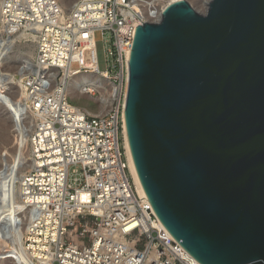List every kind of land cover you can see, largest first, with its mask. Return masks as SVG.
Segmentation results:
<instances>
[{
    "label": "water",
    "instance_id": "obj_1",
    "mask_svg": "<svg viewBox=\"0 0 264 264\" xmlns=\"http://www.w3.org/2000/svg\"><path fill=\"white\" fill-rule=\"evenodd\" d=\"M123 112L172 237L200 264H264V0H180L138 25Z\"/></svg>",
    "mask_w": 264,
    "mask_h": 264
},
{
    "label": "built area",
    "instance_id": "obj_2",
    "mask_svg": "<svg viewBox=\"0 0 264 264\" xmlns=\"http://www.w3.org/2000/svg\"><path fill=\"white\" fill-rule=\"evenodd\" d=\"M147 1L76 0L63 15L55 0H4L7 35L19 29L38 34L37 63L26 81L35 164L21 181L23 202L38 211L25 237L38 264H200L160 225L147 197L135 189L123 143L124 100L91 114L75 108L63 90L53 89L60 75L52 79L49 74L63 67L85 70L81 57L93 51L78 50L100 30L102 38L95 43L111 39L105 49L108 68L101 72L126 86V55L136 27L157 15L145 18L133 11L134 2Z\"/></svg>",
    "mask_w": 264,
    "mask_h": 264
},
{
    "label": "bare ground",
    "instance_id": "obj_3",
    "mask_svg": "<svg viewBox=\"0 0 264 264\" xmlns=\"http://www.w3.org/2000/svg\"><path fill=\"white\" fill-rule=\"evenodd\" d=\"M55 1L57 3H59L58 0H55ZM176 1H180V0H157L158 3H156V4L154 3V5L147 6V8L138 2H134L133 11L134 12L139 11L143 15V17H145V18H147L149 16L153 17L152 15H154L156 12L157 15H155V18L153 19L156 21L160 18V14L162 13V11L169 4L176 2ZM208 1L209 0H204V3L206 4ZM62 3H66V1L63 0ZM59 7L61 8L60 5H59ZM4 8L5 7L0 8V17H2L3 13L7 12V9H4ZM70 8H71V6H70ZM61 10H62V8H61ZM62 12H63V15H65L66 12H64L63 10H62ZM131 14H133V12ZM131 21L133 22V24H135V25L137 24L135 22V20H131ZM92 34H93V36L90 38L89 42H88V40H85L83 45L78 50L79 53H80V51H81V53H83L84 49L86 47H89L93 51V55H94L93 60H91L89 62H85L83 60V58L81 57V60H82L81 65H82V67L85 68V70L74 71L73 69H70L68 67H63L60 70H53L49 74H50V77L52 79H54L58 74H60V72L62 73V76L59 78V80L53 81V84H54L53 89L63 90L65 95H67V97H69V98L80 99V98H83L84 96H86L89 99L90 97L92 98V93L94 91H98L101 94V97L99 99V102L102 105L100 108V111H99V113H101V112H107L110 110L111 106H109V105L118 96L120 88H119V85L115 84L108 76L105 75L104 71L101 72L100 70H98V66H97L96 58H95V44H96L95 41L102 38V33L100 32V30H95V31H93ZM35 37H36V50H37V43H38L37 42L38 41V34L37 33H36ZM129 54L130 53H127L126 56L129 57ZM77 56L78 55H75V57H77ZM14 58H16V56L8 54V56L6 55L4 58L5 62L3 61L1 63V66H0V82H1L0 87H4V86H7L10 84L14 87V89H16V91L22 97L21 98L22 102H21V104H19V107L21 109L19 112L21 113V115L22 114L27 115L28 122L25 121L26 117L25 118L23 117L22 119L19 118V119H21L20 122L22 123V128L20 131H23V129L26 130L25 126L28 125V128H29V130H28L29 131V135H28V157L29 158L24 163L23 168L19 174H18L19 171L17 173H14V174H9L7 172V166L5 165V163H3L7 160V147L4 148L3 153H0V178H5L7 176H8L7 178H9V176H10V179H11V177H12V180L14 181L15 186H14V188L12 187L11 191H13V195H14L13 189H16L15 190V193H16L15 198L18 201V203H20V206H23V208L21 209V211H23V221L20 222V220L18 219L17 222H13L14 224H12V226H10L11 220L8 218L11 216V212L8 210H0V219H2V222L0 223V235H2L5 238H9L12 236L15 237V236L20 235V237H22V242L16 248V250H14V253H16V254L18 253L20 255L22 254V257L26 258V260L28 261V264H33V263L38 264L34 260V258H32L31 254L28 252V250L26 248V243H25V237H26V234L28 232V229H29L32 221L35 220V218L38 214V211L34 207H32V208L27 207L26 204L23 202V199L21 196V189H22L21 181H22L25 173L29 169H31L32 166L35 164L34 160L32 159V148L30 145V138H31V135H32V132L34 129L35 121H34V113L32 110L31 99L28 95L26 81L28 80L27 79V73L33 70V66H35L37 61H36V58H35V60H33V59L31 60V59H27V58L23 59L20 56H18L17 61H13L14 63L12 64V66H10L8 61L13 60ZM124 93H126V89H125ZM73 106L75 108L81 107V108L85 109L86 111H88L89 113L94 114L87 107H82V106H79L77 104H73ZM78 109H80V108H78ZM99 113H97V114H99ZM122 113H123V117H122V120H123V143H124L125 155H126L127 164H128V170H129V173L131 175V179H132V182L135 186L137 193L141 197L146 198L147 196H146L145 190L142 186V183L140 181V178L138 176V173H137V170L135 167V163L133 160V156L131 153L127 129H126L124 112H122ZM3 147H4V145H3ZM16 183H17V185H16ZM17 214L18 213H16V215ZM14 221H16V220H14ZM160 225L163 228H165L161 222H160ZM165 230L168 232V230L166 228H165ZM168 234L170 236H172L169 232H168ZM1 249H2V251H0V253H1L0 254V264L2 263V261H1L2 256L6 255L8 252V251H6L7 249L4 247H2Z\"/></svg>",
    "mask_w": 264,
    "mask_h": 264
},
{
    "label": "rangeland",
    "instance_id": "obj_4",
    "mask_svg": "<svg viewBox=\"0 0 264 264\" xmlns=\"http://www.w3.org/2000/svg\"><path fill=\"white\" fill-rule=\"evenodd\" d=\"M59 5L62 10L67 13L70 9V6L76 0H64L66 3H62L63 0H58ZM147 1V0H146ZM197 11L204 12L206 4L204 0H187ZM158 3L157 0L147 1L143 6L154 5ZM4 0H0V8H2ZM3 17H0V66L1 63L5 60V56L8 54L16 56L9 62V65L12 66L13 61H17L18 56L23 59H33L35 60L36 56V32L33 29H19L15 32H12L7 35V28L4 24ZM111 39H104L103 41H97L95 44V58L98 66V70L102 71L108 68L106 58H105V49L110 45ZM35 47V48H34ZM94 59V55L90 51H85L83 54V60L89 62ZM6 61V62H7ZM76 66V67H75ZM72 68H77L78 63H72ZM10 68V67H9ZM60 77L62 73L60 72ZM115 84L119 85L120 91L118 96L112 101L109 105H116L118 103H123L124 92L126 89L125 84H118L119 81L115 80ZM1 84V82H0ZM124 90V91H123ZM101 94L98 91L92 93V98L84 96L83 98H69L71 103L77 104L82 107H87L92 113L97 114L100 111L101 103L99 99ZM20 94L14 89L12 85H7L0 87V153L4 152V148L7 147V160L3 163L7 166V172L9 174H18L21 172L24 163L28 160V135L29 128L28 125L25 126L23 131H20L22 128V123L20 120L26 117L25 121L28 122V117L26 114L19 112L21 109L19 104H21ZM85 105V106H84ZM21 118V119H19ZM27 127V128H26ZM4 145V147H3ZM6 145V146H5ZM3 150V151H2ZM7 173V174H8ZM8 177V176H7ZM0 178V210H8L11 212V216L8 217L11 221L17 222L19 219L20 222L23 221V211L21 209L23 206H20V203L16 200V193L14 190L11 191L12 187L14 188L15 183L12 180V177L9 178ZM17 185V183H16ZM9 213V212H8ZM16 213H18L16 215ZM15 215V216H14ZM7 218V219H8ZM21 218V219H20ZM16 220V221H14ZM2 219H0V223ZM8 224V223H7ZM6 226V225H5ZM22 237L12 236L5 238L0 235V251L2 247L6 248L8 251L6 255L2 256L1 264H28V261L25 257H22V254L14 253V250L21 244ZM13 252V253H12ZM1 254V253H0ZM24 256V255H23ZM34 264V263H33Z\"/></svg>",
    "mask_w": 264,
    "mask_h": 264
}]
</instances>
